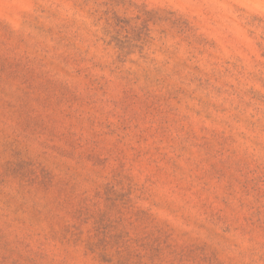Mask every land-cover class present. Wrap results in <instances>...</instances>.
<instances>
[{
	"label": "rangeland",
	"instance_id": "374dc122",
	"mask_svg": "<svg viewBox=\"0 0 264 264\" xmlns=\"http://www.w3.org/2000/svg\"><path fill=\"white\" fill-rule=\"evenodd\" d=\"M0 264H264V0H0Z\"/></svg>",
	"mask_w": 264,
	"mask_h": 264
}]
</instances>
